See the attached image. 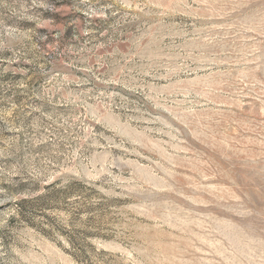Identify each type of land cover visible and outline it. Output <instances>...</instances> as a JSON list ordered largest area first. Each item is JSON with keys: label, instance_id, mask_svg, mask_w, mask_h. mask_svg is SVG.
Instances as JSON below:
<instances>
[{"label": "rangeland", "instance_id": "1", "mask_svg": "<svg viewBox=\"0 0 264 264\" xmlns=\"http://www.w3.org/2000/svg\"><path fill=\"white\" fill-rule=\"evenodd\" d=\"M0 264H264V0H0Z\"/></svg>", "mask_w": 264, "mask_h": 264}]
</instances>
